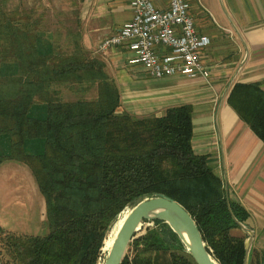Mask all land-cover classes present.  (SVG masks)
Masks as SVG:
<instances>
[{
    "label": "trees",
    "instance_id": "1",
    "mask_svg": "<svg viewBox=\"0 0 264 264\" xmlns=\"http://www.w3.org/2000/svg\"><path fill=\"white\" fill-rule=\"evenodd\" d=\"M22 14L0 12V137L8 139L0 164L29 168L47 233L0 229V264H98L118 215L154 196L187 212L217 264H264L241 231H248L249 214L229 199L209 156L192 151L191 107L168 108L161 117L117 113L119 91L104 64L77 44L68 55L56 48L41 53L36 22ZM84 82L94 83L95 98L63 101L50 90ZM263 86L264 78L235 83L226 103L264 145ZM35 104L44 105L43 118L30 115ZM29 141H39L41 152L27 153ZM151 222L155 228L129 243L120 264H195L165 223Z\"/></svg>",
    "mask_w": 264,
    "mask_h": 264
},
{
    "label": "crops",
    "instance_id": "2",
    "mask_svg": "<svg viewBox=\"0 0 264 264\" xmlns=\"http://www.w3.org/2000/svg\"><path fill=\"white\" fill-rule=\"evenodd\" d=\"M188 2L197 32L209 40L201 55L209 72L206 80L186 76L151 79L140 66L129 63L133 54L126 48L97 51L104 38L131 19L129 0H84L80 8L85 30L82 46L104 64L105 74L115 82L120 95L117 113L161 117L168 108L191 107L192 151L209 156L229 199L249 214L248 249L264 254V145L226 103L235 83H261L264 78V0L208 1L209 10L199 0ZM34 108L32 117L45 116L43 104ZM41 149L33 145L31 152L38 154ZM0 195L5 201L12 197L20 203L14 206L20 219H27V203L31 210L35 208L38 222L44 223V200L27 166L10 160L0 164ZM4 224L0 217V229L17 234Z\"/></svg>",
    "mask_w": 264,
    "mask_h": 264
},
{
    "label": "built area",
    "instance_id": "3",
    "mask_svg": "<svg viewBox=\"0 0 264 264\" xmlns=\"http://www.w3.org/2000/svg\"><path fill=\"white\" fill-rule=\"evenodd\" d=\"M129 6L131 19L97 51L126 48L133 54L129 63L151 79L209 77L201 60L209 40L197 32L188 0H129Z\"/></svg>",
    "mask_w": 264,
    "mask_h": 264
},
{
    "label": "rangeland",
    "instance_id": "4",
    "mask_svg": "<svg viewBox=\"0 0 264 264\" xmlns=\"http://www.w3.org/2000/svg\"><path fill=\"white\" fill-rule=\"evenodd\" d=\"M83 1L84 0H0V12L5 13L6 15L18 12L20 16H23L22 13L26 11L30 19L29 21L33 24L34 21L36 22L37 35L39 36V51L44 54H51L52 49L54 50V48H56L59 53L68 55L76 51V48H74L76 44L82 47L80 49H83L82 39L85 30L83 29L82 21L80 19V8ZM208 1L216 2L217 0H199L200 4L209 10L207 7ZM85 53L89 55V53ZM204 68L207 70L205 66ZM1 70H3V68ZM3 73L7 75L12 73L11 75L13 76L16 74V72H11V69H5ZM50 90L55 92L59 100L63 101L91 100L95 98L96 95L94 83L88 82H84L82 84L52 85ZM35 111V108L31 109L30 115L32 116ZM33 145L42 148V144L39 141H29L25 143V150L27 153H32L31 148H33ZM7 151L8 139L5 136H1L0 155H6L8 153ZM28 195H30V193ZM18 204L20 203L15 202L12 197H7V201H5L4 198H0V217L2 222L5 223L4 225L6 228L14 229L12 231H16L15 233L17 234L23 233L25 235L36 236L46 235L47 227L45 223L38 222L36 212H34L35 208L31 210V208H28L27 203H25L26 208L24 209V213L27 214V219L25 217L20 219V216H17V208L14 207ZM127 211L129 212L130 208L124 209L118 215L115 222L111 225L106 238H109L112 234L120 215ZM153 228H155V225L150 220L143 221L139 226L137 236L140 237L147 230ZM244 231L245 230H243V232ZM233 234L240 235L241 232L234 231ZM249 237L250 236H247L246 238V244H249L250 242ZM106 257L107 256L105 254L101 253L98 264H103Z\"/></svg>",
    "mask_w": 264,
    "mask_h": 264
},
{
    "label": "water",
    "instance_id": "5",
    "mask_svg": "<svg viewBox=\"0 0 264 264\" xmlns=\"http://www.w3.org/2000/svg\"><path fill=\"white\" fill-rule=\"evenodd\" d=\"M146 220H158L165 223L195 264H217L206 251L200 233L187 212L174 201L161 196L145 198L129 211L103 264L121 263L129 243L138 237L137 231L140 224ZM246 245L248 249V244Z\"/></svg>",
    "mask_w": 264,
    "mask_h": 264
},
{
    "label": "bare ground",
    "instance_id": "6",
    "mask_svg": "<svg viewBox=\"0 0 264 264\" xmlns=\"http://www.w3.org/2000/svg\"><path fill=\"white\" fill-rule=\"evenodd\" d=\"M127 212H123L120 215V217H119V219H118V221H117V223H116V225L114 227V230H113L112 234L109 236V238H106L103 241L102 248H101V253L105 254L106 256L109 253V251L111 250L112 245L114 243V240H115V238L117 236V233H118L120 227L122 226L124 220L126 219L128 213H129V212L128 213ZM183 238H185L184 235H183Z\"/></svg>",
    "mask_w": 264,
    "mask_h": 264
}]
</instances>
